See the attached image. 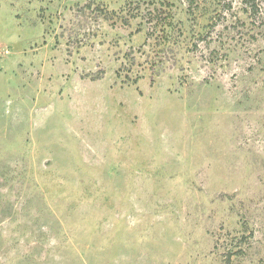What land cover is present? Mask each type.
<instances>
[{"label": "rangeland", "instance_id": "rangeland-1", "mask_svg": "<svg viewBox=\"0 0 264 264\" xmlns=\"http://www.w3.org/2000/svg\"><path fill=\"white\" fill-rule=\"evenodd\" d=\"M0 264H264V0H0Z\"/></svg>", "mask_w": 264, "mask_h": 264}]
</instances>
